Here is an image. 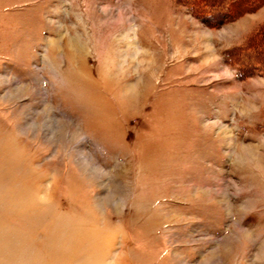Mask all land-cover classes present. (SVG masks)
<instances>
[{
    "label": "rangeland",
    "instance_id": "rangeland-1",
    "mask_svg": "<svg viewBox=\"0 0 264 264\" xmlns=\"http://www.w3.org/2000/svg\"><path fill=\"white\" fill-rule=\"evenodd\" d=\"M0 264H264V0H0Z\"/></svg>",
    "mask_w": 264,
    "mask_h": 264
}]
</instances>
